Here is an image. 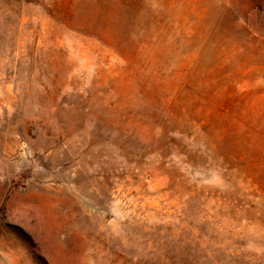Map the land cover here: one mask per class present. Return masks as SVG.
<instances>
[{
	"label": "rangeland",
	"instance_id": "rangeland-1",
	"mask_svg": "<svg viewBox=\"0 0 264 264\" xmlns=\"http://www.w3.org/2000/svg\"><path fill=\"white\" fill-rule=\"evenodd\" d=\"M0 264H264V0H0Z\"/></svg>",
	"mask_w": 264,
	"mask_h": 264
}]
</instances>
